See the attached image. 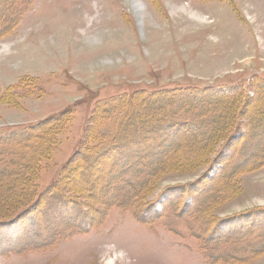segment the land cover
<instances>
[{
	"label": "rangeland",
	"instance_id": "1",
	"mask_svg": "<svg viewBox=\"0 0 264 264\" xmlns=\"http://www.w3.org/2000/svg\"><path fill=\"white\" fill-rule=\"evenodd\" d=\"M30 1L19 24L0 29V144L64 110L70 118L31 198L22 180L0 183V264H264V160L246 133L194 153L209 163H171L131 207L108 192L109 176L89 177L102 168L72 167L94 145L87 132H112V120H93L100 102L141 91L253 98L264 87V0ZM196 109L175 119L192 125ZM31 153L2 160L21 174Z\"/></svg>",
	"mask_w": 264,
	"mask_h": 264
},
{
	"label": "trees",
	"instance_id": "2",
	"mask_svg": "<svg viewBox=\"0 0 264 264\" xmlns=\"http://www.w3.org/2000/svg\"><path fill=\"white\" fill-rule=\"evenodd\" d=\"M26 1L28 0H6L4 4L0 2V10L4 13L0 18V29H3V33L11 31L20 22L22 14L19 3ZM7 12H11V17L3 23ZM260 86L261 84H258L256 87L253 98L242 91L231 96L198 91L195 92L194 98L188 94L179 96L174 91L154 94L141 91L130 97L100 102L93 120L97 122L104 120V123L113 121V126H110L112 132L108 133L110 136L97 132L94 135L91 130L87 132L89 144L94 145L85 147L84 153L80 155L82 162L72 167H79L83 170L82 174L89 165L96 170L97 167L102 168L101 174H91L92 176L89 177L101 181L103 174L109 176L110 179L108 177L104 180L108 192L122 195L125 199L122 204L127 203L131 207L132 203L136 204L135 200L138 196L143 194L171 163L182 161L186 163L185 167L190 169L209 163L207 158L204 161L197 158L194 162V153L202 149L206 155L220 142L233 140L238 131L246 133L243 138L245 143H256L257 150L253 153V159L264 160V87ZM178 97L182 98L181 101L186 100L177 105V101L180 100ZM209 103L212 105L207 106L206 104ZM196 108H199V112L198 115H192V125L187 122L179 124L175 119L180 110L193 113ZM69 114L70 111L64 110L59 115L52 116L21 132H13L14 134L7 138L9 144L5 148L0 144V183L11 178L22 180L24 182L22 186L24 184V188L28 190L25 197L31 198L29 194L35 190L31 183L37 167L43 159L50 157L62 129L61 122H66L70 118ZM23 147L31 149L32 153L29 157L31 165L22 167L21 174H18L12 166L8 168L5 165L7 161L2 159L10 152L15 153ZM115 169L119 171L116 175ZM124 191L130 194H124ZM117 197L119 196L115 198ZM65 200L67 199L60 198V204L64 207L75 206ZM7 207L10 208V204ZM17 217L18 215L10 219L14 220ZM259 252L263 253L264 248Z\"/></svg>",
	"mask_w": 264,
	"mask_h": 264
},
{
	"label": "bare ground",
	"instance_id": "3",
	"mask_svg": "<svg viewBox=\"0 0 264 264\" xmlns=\"http://www.w3.org/2000/svg\"><path fill=\"white\" fill-rule=\"evenodd\" d=\"M135 7L137 8V11H139L141 5L140 4H137V6L135 5ZM192 9V10H191ZM191 12H190V15L193 16V17H199L198 14L196 13V11L193 9V8H190ZM140 13V11H139ZM141 14V13H140ZM107 264H112V261H108Z\"/></svg>",
	"mask_w": 264,
	"mask_h": 264
}]
</instances>
